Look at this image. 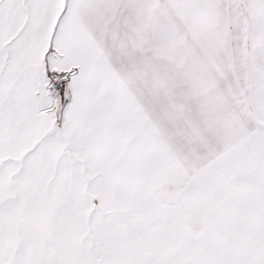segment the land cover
Returning <instances> with one entry per match:
<instances>
[{
  "label": "snow or ice",
  "instance_id": "6c2138e0",
  "mask_svg": "<svg viewBox=\"0 0 264 264\" xmlns=\"http://www.w3.org/2000/svg\"><path fill=\"white\" fill-rule=\"evenodd\" d=\"M0 264H264V0H0Z\"/></svg>",
  "mask_w": 264,
  "mask_h": 264
}]
</instances>
